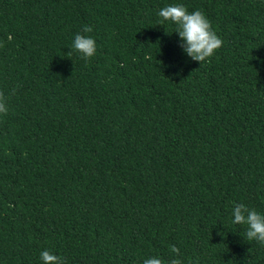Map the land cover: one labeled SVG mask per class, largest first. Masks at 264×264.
<instances>
[{
  "label": "trees",
  "instance_id": "trees-1",
  "mask_svg": "<svg viewBox=\"0 0 264 264\" xmlns=\"http://www.w3.org/2000/svg\"><path fill=\"white\" fill-rule=\"evenodd\" d=\"M177 3L222 39L208 61L160 23ZM0 92V264H264L232 223L264 214V0H0Z\"/></svg>",
  "mask_w": 264,
  "mask_h": 264
},
{
  "label": "clouds",
  "instance_id": "clouds-1",
  "mask_svg": "<svg viewBox=\"0 0 264 264\" xmlns=\"http://www.w3.org/2000/svg\"><path fill=\"white\" fill-rule=\"evenodd\" d=\"M161 17L160 23L170 21L176 26V32L182 43L180 47L191 57L192 60L206 62L216 51L222 47L223 41L212 29L210 20L203 11L197 10L189 12L183 4H171L163 7L158 12ZM93 31L92 26L85 25L82 33L76 34L67 55L70 57L72 51L79 52L83 59L88 60L96 53V41L91 35H86ZM7 39L11 41L13 37L9 34ZM123 66V65H122ZM13 94L15 89L12 90ZM7 99L3 92H0V115L8 114ZM232 215L233 224L246 225L245 238L249 241H256L264 245V214L248 207L244 203H234ZM170 251L179 257L180 250L176 246H171ZM43 264H67L66 260L53 254L50 250H43L40 253ZM143 264H183L179 258H174L166 262L159 256L144 259ZM189 264H192L189 261Z\"/></svg>",
  "mask_w": 264,
  "mask_h": 264
}]
</instances>
